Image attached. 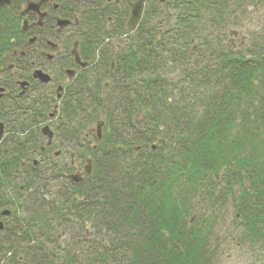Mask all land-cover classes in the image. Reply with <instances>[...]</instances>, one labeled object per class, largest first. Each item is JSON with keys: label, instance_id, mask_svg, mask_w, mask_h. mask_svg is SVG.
I'll return each mask as SVG.
<instances>
[{"label": "trees", "instance_id": "1", "mask_svg": "<svg viewBox=\"0 0 264 264\" xmlns=\"http://www.w3.org/2000/svg\"><path fill=\"white\" fill-rule=\"evenodd\" d=\"M10 1L0 7V212L11 211L0 264H214L234 228L264 247V23L240 47L226 35L242 7L264 0H146L134 30L125 0H55L78 17L89 61L59 100L51 86L15 85L9 65L34 0ZM43 124L90 159L81 182L46 158Z\"/></svg>", "mask_w": 264, "mask_h": 264}, {"label": "flooded vegetation", "instance_id": "2", "mask_svg": "<svg viewBox=\"0 0 264 264\" xmlns=\"http://www.w3.org/2000/svg\"><path fill=\"white\" fill-rule=\"evenodd\" d=\"M76 1L81 4V0ZM125 1L127 5L128 1L134 2L136 0ZM31 2L40 4L39 11L22 14L23 16H26L28 14H31L33 16V19L31 20H28L26 17L24 18L27 20V29L24 32H27V30L30 29L29 26L31 27L32 31L27 36L26 44L22 48H19L16 52H13L14 58L10 62L11 64L9 65V70L11 72L10 74L13 77L16 76L14 82L15 85L21 90V94L27 92L33 87L37 88L38 85L41 84L42 86L53 87V91L56 94V99L59 100L63 92L64 86L89 67V61L82 60L78 53L79 40L76 36V26L78 24V17H70L69 15L64 16L60 14L59 5L55 2V0H34ZM40 13L43 14V17L41 19H39ZM46 17H49L54 20V23L50 25L52 27H49L48 29H46V27L44 28V25L46 24ZM60 20L67 21V24L62 28H60L58 25V22ZM74 47L79 62L75 61L74 55L72 54V50L74 49ZM23 62H25V65ZM80 63H85V66H81ZM36 71H41L42 73L47 75L49 77V81L47 83L41 82L35 76ZM0 79L2 78L0 77ZM4 86H0V96L2 94H5L4 92L6 91V88ZM14 92H16V90L11 93ZM18 94L20 93L18 92ZM56 107L57 106L55 105L54 109H56ZM49 117L50 119L48 122H51L53 114ZM43 125H48L50 130L53 132L51 143L47 144V138L41 134L40 130V134L43 137V140H45L46 142L44 143L43 141V145L41 147V150H46L47 155L49 156H47L46 158L50 161L51 164H57L61 166L70 165L71 172L66 174L67 178L70 181H72L70 179V175L75 173L79 174L83 180L84 175L87 174L86 170H88L90 173V159L85 156H83V158H80L79 155H77L79 149L78 147H67L62 145L61 143H58L55 140V133L53 130L54 128L49 124ZM4 133L5 132H3V135L0 139V143L4 138ZM80 141L83 145H89L95 148L92 138L87 139L86 136H84L81 138ZM87 141H91V143L87 144ZM62 150L64 151V153L69 154V161H60V159H58V155H60ZM33 161H35L36 164L37 157ZM82 165L83 167L81 171L80 168ZM10 212L11 211H9L8 209H5L4 211L0 212V232H3L5 223L8 221V218L11 217Z\"/></svg>", "mask_w": 264, "mask_h": 264}, {"label": "rangeland", "instance_id": "3", "mask_svg": "<svg viewBox=\"0 0 264 264\" xmlns=\"http://www.w3.org/2000/svg\"><path fill=\"white\" fill-rule=\"evenodd\" d=\"M264 3V2H263ZM257 2L256 4L242 7L241 16L238 17V26L232 25L226 33L228 40L238 47L242 46L247 40L249 34H256L264 23V4ZM242 25V26H241ZM232 28V29H230ZM231 31V33H230ZM233 32H235L233 34ZM240 42V44H239ZM57 150V149H56ZM59 150V149H58ZM60 161H69V154L62 150L58 155ZM81 166V171H82ZM231 229V228H230ZM228 229V230H230ZM238 229L234 228L229 233L224 232L222 237L217 240L219 251L214 264H263L264 263V247L262 243L251 244L249 242L239 241ZM59 239L63 240L65 234L58 233Z\"/></svg>", "mask_w": 264, "mask_h": 264}, {"label": "water", "instance_id": "4", "mask_svg": "<svg viewBox=\"0 0 264 264\" xmlns=\"http://www.w3.org/2000/svg\"><path fill=\"white\" fill-rule=\"evenodd\" d=\"M145 1L146 0H136L134 2H130V1L127 2V7L129 10L128 18L126 20V28L127 29L134 30L136 28V26L139 24V22L142 18V12H143ZM160 1H163V0H160ZM10 3H11L10 0H0V7L9 6ZM39 5H40L39 3H33V2L27 3L25 8L21 12V15L29 13V12H38L39 11ZM42 17H43V14L40 13L39 19H41ZM66 24H67V21H65V20H60L58 22V25L60 28H62ZM21 29H22V31H26V29H27V20L26 19L23 20ZM72 54L74 55L75 61L79 62L77 53L75 51V47L72 50ZM80 65L85 66V63H80ZM111 67H113V65ZM35 76L41 82L47 83L49 81V77L47 75H45L44 73H42L41 71H36ZM106 87H107V83L104 84V88H106ZM102 126H103V122H99L96 126V136H97L98 141L101 140V127ZM3 132H4V124L2 122H0V139L3 135ZM41 134L47 138V144H50L52 136H53V132L50 130L48 125H44L41 128ZM86 143L90 144L91 141H87ZM86 173L89 174V171L86 170ZM70 179L74 183H78L82 180V177L79 174L75 173V174L70 175Z\"/></svg>", "mask_w": 264, "mask_h": 264}]
</instances>
